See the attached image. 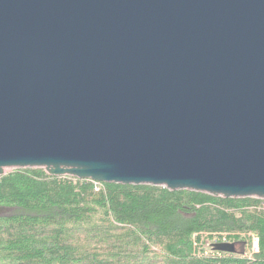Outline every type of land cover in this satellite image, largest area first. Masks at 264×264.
Segmentation results:
<instances>
[{
    "label": "water",
    "instance_id": "1",
    "mask_svg": "<svg viewBox=\"0 0 264 264\" xmlns=\"http://www.w3.org/2000/svg\"><path fill=\"white\" fill-rule=\"evenodd\" d=\"M37 168L264 200V0H0V177Z\"/></svg>",
    "mask_w": 264,
    "mask_h": 264
},
{
    "label": "trees",
    "instance_id": "2",
    "mask_svg": "<svg viewBox=\"0 0 264 264\" xmlns=\"http://www.w3.org/2000/svg\"><path fill=\"white\" fill-rule=\"evenodd\" d=\"M263 203L14 169L0 177V264H264ZM221 234L234 254L203 244Z\"/></svg>",
    "mask_w": 264,
    "mask_h": 264
},
{
    "label": "built area",
    "instance_id": "3",
    "mask_svg": "<svg viewBox=\"0 0 264 264\" xmlns=\"http://www.w3.org/2000/svg\"><path fill=\"white\" fill-rule=\"evenodd\" d=\"M93 182V181H92ZM95 185V190L99 191L101 189V183L98 182H94ZM262 207H264V203L262 204ZM214 237L211 240V243L209 242L207 245V247L211 248L214 244H218V243H229L226 239H225V235L221 234V235H217L219 237H216L215 235H213ZM249 238H250V244H249V252H248V257H252L254 254H256L258 252V240L254 235L248 234ZM221 237V238H220Z\"/></svg>",
    "mask_w": 264,
    "mask_h": 264
},
{
    "label": "rangeland",
    "instance_id": "4",
    "mask_svg": "<svg viewBox=\"0 0 264 264\" xmlns=\"http://www.w3.org/2000/svg\"><path fill=\"white\" fill-rule=\"evenodd\" d=\"M9 171H11V170H9ZM9 171H8V172H9ZM224 235H225V234H224ZM215 236H216V237H219V236H217V235H215ZM213 237H214V236H213ZM224 237H225V236H224ZM207 241H208V240L204 241V243H203V244H204L206 247H207V245H206V244H208V243H209V242H207ZM249 243H250V242H249ZM207 248H208V247H207ZM247 252H249V247H248V251H247Z\"/></svg>",
    "mask_w": 264,
    "mask_h": 264
}]
</instances>
